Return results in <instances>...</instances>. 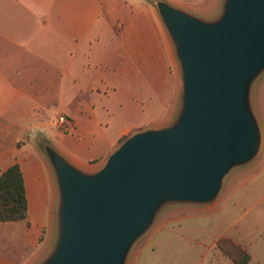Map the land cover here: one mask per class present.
<instances>
[{
  "label": "crops",
  "instance_id": "1",
  "mask_svg": "<svg viewBox=\"0 0 264 264\" xmlns=\"http://www.w3.org/2000/svg\"><path fill=\"white\" fill-rule=\"evenodd\" d=\"M6 1L0 9V175L16 163L21 166L29 220L12 222L21 223L13 230L22 236L28 256L16 262L0 254V264H38L55 242L57 186L44 157L41 165L27 163L10 142L43 132L41 106L58 92L59 46H66L63 68L71 84L61 114L72 127L64 132L57 119L63 132L44 135L85 171L101 168L135 132L171 123L181 76L167 33L142 0L118 34L111 28L114 35L107 41L96 23L74 22V0ZM167 2L210 19L219 13L222 0L199 6ZM258 91L263 130L258 160L233 175L219 204L184 217L194 228L159 230L131 264H235L218 247L224 239L249 255L248 264H264V82ZM10 156L15 158L8 164Z\"/></svg>",
  "mask_w": 264,
  "mask_h": 264
},
{
  "label": "water",
  "instance_id": "2",
  "mask_svg": "<svg viewBox=\"0 0 264 264\" xmlns=\"http://www.w3.org/2000/svg\"><path fill=\"white\" fill-rule=\"evenodd\" d=\"M155 6L180 69L175 118L130 135L92 172L46 143L56 237L38 264H127L163 210L214 204L226 178L262 151L253 93L264 76V0H222L210 19Z\"/></svg>",
  "mask_w": 264,
  "mask_h": 264
},
{
  "label": "rangeland",
  "instance_id": "3",
  "mask_svg": "<svg viewBox=\"0 0 264 264\" xmlns=\"http://www.w3.org/2000/svg\"><path fill=\"white\" fill-rule=\"evenodd\" d=\"M157 1L158 0H142V3L145 2V4L147 3L152 6L154 14L158 22L161 24L162 28L165 30V27L161 21V18L155 6V3ZM166 1H170L176 5L185 4V5L199 6L207 0H166ZM6 2H7L6 0H0V9L3 6V4ZM137 2H138L137 0H74V8H75L74 22L76 23V22L82 21V22L96 23L94 25L100 28L101 36L105 38L104 40L107 41L108 39L113 38L115 28L116 30H118L117 31V34H118L119 31L121 30L120 29L121 26L128 24L129 21H131L132 17H134V14H133L134 12H131V11L132 9H134L135 11L134 6L137 4ZM185 7L189 10H193L191 8H188L187 6ZM193 11H196V10H193ZM149 19H150V16H149ZM109 28L111 30V36L109 35ZM111 28L113 29L114 32L112 31ZM116 36L118 37V35ZM65 48H66L65 45L59 46L58 92H55L54 94H52L53 95L52 100L43 101V104L41 106L40 113L42 117L41 119L42 128H40V130L42 129L43 132L34 133L33 137L31 138L27 137L26 140L10 142V147L17 149V151L20 152L19 157L24 156L23 157L24 161L27 163L41 165V159H43V157L48 162L46 155L44 153V146L46 145V143H49V142L48 140L45 139L44 133L46 132V135L53 136L52 133L57 130L63 132V130H60L58 128V124L56 120L60 117V115H62L61 113H62L65 98L71 94V84H70L69 79L66 78V76L64 75V68H63L66 62L64 60L66 58H65V52H62V50H65ZM61 67H62V71L60 70ZM263 82H264V76L258 80V83L255 85L254 93H253V101H254V106H255L257 115H258L257 100H258V92H259L258 89L260 85L261 86L263 85ZM180 95H181V91H180ZM179 105H180V98L178 101L177 110L175 111V114L173 115L172 120L175 118V115L179 109ZM62 116L69 119L64 114ZM27 136H29V134H27ZM123 141H121V143ZM14 158L15 156H10L8 159V164L12 163ZM258 158L253 163H251L249 166L234 170L226 178L221 195L219 196L218 200L214 204L210 206H205V207L172 206V207H168L165 210H163L157 217L151 229L135 244V246L133 247L131 251L127 264H131L133 257H135V255L137 254V251H140L139 248L141 246L148 245L151 243L153 237L157 234L159 230L174 229V228L175 229L176 228H189V229L194 228L193 221L186 222V220H184V217L193 216L192 213L194 212L208 211L211 208L215 207L217 204H219V202L223 199L225 195L227 185L229 184L233 175L254 165L255 162L258 160ZM20 224L21 223L0 224V254L7 256L11 260L16 261V262H20L24 260L23 258L26 255L28 256V252H25V250L23 252L22 236L18 235L17 232L13 230V227L17 228ZM227 242L231 243L233 246H236L230 240L224 239L219 242L218 247L221 250V252H223L225 255L231 258L229 254L226 253L224 249L220 247V244L224 243L223 245L225 246V250L232 253V245L228 244ZM238 248L241 249L240 247Z\"/></svg>",
  "mask_w": 264,
  "mask_h": 264
},
{
  "label": "trees",
  "instance_id": "4",
  "mask_svg": "<svg viewBox=\"0 0 264 264\" xmlns=\"http://www.w3.org/2000/svg\"><path fill=\"white\" fill-rule=\"evenodd\" d=\"M29 220V201L24 173L16 163L0 175V224ZM228 243V242H227ZM220 247L232 258L235 264H248L250 257L244 251L232 245V253Z\"/></svg>",
  "mask_w": 264,
  "mask_h": 264
},
{
  "label": "built area",
  "instance_id": "5",
  "mask_svg": "<svg viewBox=\"0 0 264 264\" xmlns=\"http://www.w3.org/2000/svg\"><path fill=\"white\" fill-rule=\"evenodd\" d=\"M58 124L64 130V132L70 130L72 127V123L70 122V120L65 118L64 116H60L58 118Z\"/></svg>",
  "mask_w": 264,
  "mask_h": 264
}]
</instances>
